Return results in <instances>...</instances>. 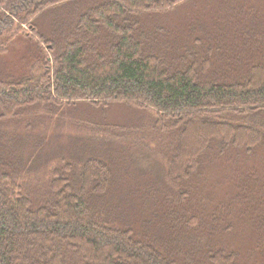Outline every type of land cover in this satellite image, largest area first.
<instances>
[{"label": "rangeland", "instance_id": "obj_1", "mask_svg": "<svg viewBox=\"0 0 264 264\" xmlns=\"http://www.w3.org/2000/svg\"><path fill=\"white\" fill-rule=\"evenodd\" d=\"M100 1L68 0L46 8L32 20L37 34L27 23L16 30L14 19L10 31L0 36L5 45L0 77L26 74L41 45L51 73L53 51L63 46L70 20ZM127 18L137 19L134 31L142 35L145 50L170 68L192 64L205 69L208 79L230 75L232 80L254 64L264 65V0H183ZM42 36L51 43L42 42ZM112 40L102 33L94 43L105 52ZM53 83L51 79V87ZM125 100L101 106L83 98L55 97L57 104L21 107L6 117L12 119L3 120L2 156L12 154L21 184L37 201L48 193L51 169L63 172L76 189L83 159L100 155L110 168L107 182L88 199L103 219L118 226L128 223L136 236L169 248L174 258L189 264H211L209 255L215 250L233 252L236 264H264V145L248 154L242 148L221 149L214 140L195 173L172 181L165 174L166 162L182 125L170 118L159 125L155 118L163 117L153 106ZM227 119L252 121L248 114ZM73 258L69 263L83 264Z\"/></svg>", "mask_w": 264, "mask_h": 264}, {"label": "trees", "instance_id": "obj_2", "mask_svg": "<svg viewBox=\"0 0 264 264\" xmlns=\"http://www.w3.org/2000/svg\"><path fill=\"white\" fill-rule=\"evenodd\" d=\"M66 1L0 0V36L10 31L14 19L16 30L27 23L36 33L32 20ZM181 1L101 0L77 11L63 46L53 51L51 73L41 45V54L26 74L0 77V129L19 108L57 104L55 97L83 98L101 106L115 98L135 105L145 102L160 112L163 118H155L159 125L169 118L182 125L166 162L165 174L172 181L195 173L199 158L214 140L221 149L242 148L248 154L264 145L263 64L250 66L232 80L230 75L208 79L205 69L192 64L171 69L164 59L145 50L142 35L134 31L137 19L127 18L129 13L165 10ZM102 33L113 38L105 52L94 43ZM40 39L51 43L46 36ZM4 50L0 41V52ZM230 114H248L252 121L233 122L227 119ZM13 159L0 150V264H71L74 255L83 264H189L174 258L169 248L136 236L128 223L118 226L94 212L88 196L104 190L110 170L100 155L83 159L76 170V189L68 176L51 169L48 193L37 201L21 184ZM221 252L209 255L211 264H236L233 252Z\"/></svg>", "mask_w": 264, "mask_h": 264}]
</instances>
